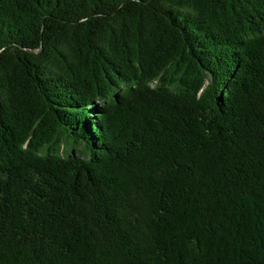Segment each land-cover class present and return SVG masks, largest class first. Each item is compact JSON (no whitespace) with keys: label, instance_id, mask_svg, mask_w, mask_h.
Instances as JSON below:
<instances>
[{"label":"trees","instance_id":"16d2710c","mask_svg":"<svg viewBox=\"0 0 264 264\" xmlns=\"http://www.w3.org/2000/svg\"><path fill=\"white\" fill-rule=\"evenodd\" d=\"M0 264H264V0H0Z\"/></svg>","mask_w":264,"mask_h":264}]
</instances>
